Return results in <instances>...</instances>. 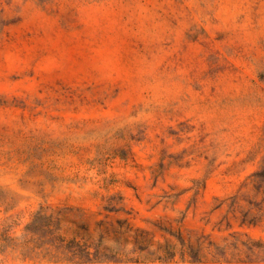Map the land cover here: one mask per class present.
Wrapping results in <instances>:
<instances>
[{
  "label": "rangeland",
  "instance_id": "rangeland-1",
  "mask_svg": "<svg viewBox=\"0 0 264 264\" xmlns=\"http://www.w3.org/2000/svg\"><path fill=\"white\" fill-rule=\"evenodd\" d=\"M263 168L264 0H0V264H264Z\"/></svg>",
  "mask_w": 264,
  "mask_h": 264
},
{
  "label": "trees",
  "instance_id": "trees-1",
  "mask_svg": "<svg viewBox=\"0 0 264 264\" xmlns=\"http://www.w3.org/2000/svg\"><path fill=\"white\" fill-rule=\"evenodd\" d=\"M255 176V181H256V188L258 192L263 194V200L262 202L264 203V168L261 171H258L254 174ZM263 218V215L257 216V215H249V213H245L243 217V222L249 221V222H257Z\"/></svg>",
  "mask_w": 264,
  "mask_h": 264
}]
</instances>
